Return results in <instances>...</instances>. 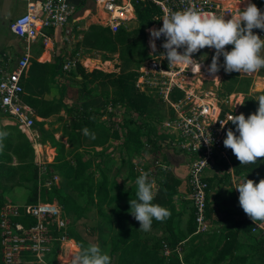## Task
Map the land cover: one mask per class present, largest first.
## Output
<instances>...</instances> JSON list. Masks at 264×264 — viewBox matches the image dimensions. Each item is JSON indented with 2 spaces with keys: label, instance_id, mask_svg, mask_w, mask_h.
<instances>
[{
  "label": "built area",
  "instance_id": "obj_1",
  "mask_svg": "<svg viewBox=\"0 0 264 264\" xmlns=\"http://www.w3.org/2000/svg\"><path fill=\"white\" fill-rule=\"evenodd\" d=\"M17 2L25 5V11L10 22L9 29L24 42V49L12 69L0 77V112L21 131H32L37 121L32 109L22 100L24 95L22 81L26 78L33 60L32 45L39 40L42 46V54L37 61L42 60L44 55L53 50L52 40L45 31L64 30L67 46L78 47L76 43L82 39L81 32L89 21L115 33L121 27L126 28L135 21V4L139 2L155 4L159 9V15L154 17L153 24L145 31L147 58L138 70L134 88L138 93L151 97L156 103L164 104L170 111L171 118L168 125H164L166 138L163 140L150 138V141L144 142L139 157L143 165L149 154L161 143L173 153L185 157L189 188L187 196L193 209L195 234L209 233L211 226L206 216V207L211 188L206 172L209 168L218 167L220 161L228 162L231 149L223 145L231 124L228 117L238 113L243 95L232 93L224 97L218 96L217 90L221 87L222 74L219 71L214 75L210 74V66L200 55L201 51H205L213 57L215 49L205 47L193 55V59L201 65L200 71L186 65L168 64L167 59L162 57L165 54L162 47L165 38L161 36L155 39L151 37L150 31L162 27V20L168 10L179 11L195 7L197 10L213 12L230 19L236 14L237 7L243 10L251 0H243L239 5L238 0H90L92 8L85 4L81 5L80 0H17ZM76 31H81V35L74 39L73 34ZM253 32L264 39V31L254 29ZM153 42L155 51L151 47ZM73 50L70 56H67L65 47L61 53L60 73L64 78L76 72L78 66L85 70H96L98 63L79 58L81 52L77 51V48ZM225 50L231 51L230 46H226ZM220 60L223 61V56L219 58ZM215 77H218L219 81L215 80ZM107 111L113 115L114 120L123 109L119 104L109 103ZM127 118L136 122L141 120L139 124L144 125L146 117L129 115ZM207 132L211 134V143L204 142L208 140ZM236 135H239L238 132ZM38 145L40 155L47 157L34 163L38 169V187L39 189L57 187L59 176L48 166L47 161L52 148ZM44 147L47 154L42 152ZM133 164L134 171L138 173L143 171L142 165L136 162ZM160 168V160H155L152 168L150 167L152 173H158ZM235 180L234 183L237 185ZM70 225L69 217L59 204L55 201L43 202L39 195L37 203L33 205L5 202L0 209L1 263L26 264L30 260L46 264L49 256L52 257L63 249L69 253L63 260L67 262L72 259V253L76 252V244L69 235ZM256 228L263 229L261 225L255 223L252 232ZM164 255H169L166 246Z\"/></svg>",
  "mask_w": 264,
  "mask_h": 264
},
{
  "label": "trees",
  "instance_id": "obj_2",
  "mask_svg": "<svg viewBox=\"0 0 264 264\" xmlns=\"http://www.w3.org/2000/svg\"><path fill=\"white\" fill-rule=\"evenodd\" d=\"M251 3L255 4L260 10H264V0H251ZM134 9L136 16L135 21L130 23L126 28L121 27L117 32L112 33L108 28L100 25H90L83 33V37L77 45L78 47L85 49L101 52L106 51L110 54L117 55L118 58L120 57V59L125 63V52H123V50L129 49L130 51L128 55L132 57L133 54L136 53L138 46L142 44L144 50L141 52V58L138 61L130 59V63H132L134 70L131 73H125L122 70L123 68H121L118 73L119 75L117 76L114 72L104 73L103 75L106 80L102 81L100 86L103 89L105 86H111V92L113 94H111V101L113 102L109 103L127 105L130 110H134L140 114H149L150 107L156 102L151 97L138 93L134 88V84L136 78L138 77V70L141 69L144 60L147 58V47L144 45L146 44L145 31L153 24L154 17L159 15V9L151 2H139L138 4H135ZM139 36H143L145 39L138 42ZM229 46L232 48L231 45ZM104 61L108 60L104 59ZM117 65H119V63ZM44 66V64H39L35 60L32 61L28 71V78L30 77V79L26 77L22 81L24 90L22 100L32 109L35 117L47 120L56 116L64 109V106L60 102L57 103L56 101L45 100L42 97L45 93H47L50 85L53 83L52 81L54 75L53 72L51 75L46 74ZM76 73H81L84 77H94L97 79L100 75H102L101 71L93 70L91 72H87L80 66H78ZM250 81V79L239 78V74L237 73H231L230 76L223 78L221 87L217 90L219 97H224L225 95H230L232 93L242 94L243 102L238 113L235 115L242 113L245 118H247L250 114H254L258 109L257 101H255L253 95L249 93ZM130 91H132V95L129 94ZM105 98L106 97H104V101H108V98H106V100ZM98 114L99 113L88 112L76 113L71 116L70 125L64 127L60 136V138L63 136L66 138L70 148V154H73L82 147L102 146L108 138L118 137L115 133H111L106 128L104 123L97 118ZM36 122L32 128L34 131H36ZM84 128H87L90 133H94L95 138L84 135L82 131ZM235 128L236 126L231 123L229 130L235 132ZM6 129L8 130L7 135L0 140V209L5 203L2 199L4 192L13 187L24 185V183H31V194L24 205L36 204L39 195L41 201H55L62 207L66 216L70 217V215H74L77 218L79 213L78 211L81 209L79 210L78 205L72 197L66 195L60 188L55 186H52L50 189H39L37 183L38 169L34 164V149L25 134L22 133L16 126L8 127ZM11 132H17V136L15 138L12 137ZM235 134H237V132ZM135 140L133 142L125 143L126 147L132 150L139 149L141 146H138V140H136V143ZM45 142L46 141L39 139V143L41 145H44ZM49 144L57 151L56 161L62 160L66 152L64 144H62L59 140L56 141L53 137L50 138ZM219 163L223 175L217 183L224 181L226 184L229 183L231 185L230 175L225 173V170L229 166L232 168V175L237 181V186L240 183L241 178L244 177H246V179L253 180L256 183H258L261 179H264V158H258L256 163L241 165L230 150L228 162L220 161ZM89 178L90 177L86 180L88 181ZM208 182L211 187L210 181ZM105 184L106 181L104 177H102V181L99 183V188L103 189ZM159 187L161 188V194L158 197L165 201V195H172L175 185L169 183V175L165 174L159 182ZM103 193H99L102 195L100 196L98 203L94 202L93 206L99 217L109 221V216L104 214L101 210V204L108 200V194L105 192ZM231 193H233V190ZM133 194V199H136V192ZM157 204L161 206H168L169 201L167 200L163 203ZM210 210V206L207 204V218L210 214ZM190 212L191 214L186 226L187 235L194 234L196 230L192 208L190 209ZM128 213L130 214V205L129 202H126L125 206L121 207L118 212V216L122 220V224L120 226L121 234L116 238V248L124 247L125 250L122 262L126 264H165V260H168L167 264H180L174 249L185 239V234H183L180 230L178 224L172 226L174 217L173 210L170 212V217L163 222L153 220L151 228H153L154 232L157 230V233L160 235L156 243L157 252H151V237L148 232L139 231V222L132 215L124 217ZM30 223H32L31 220ZM255 223H259L260 225H263L262 227H264V221H252L251 219L245 217L235 221L233 223L235 231H226L225 241L222 246L213 247V251H216V253H204L203 257L199 261H194L193 264H203V258H206L208 261L210 255L215 256L212 264L245 263L249 260V258L236 254L234 242L236 241V237L239 233L249 235L254 228ZM210 234L212 233L209 232L207 235ZM258 234L263 238L255 239L256 248L254 247L253 256H260L264 259V228L260 229ZM69 235L80 248L88 247L87 242L80 235H78L72 227H69ZM196 237L202 238L201 235ZM164 246L170 250L168 257L163 255ZM143 249H145V251H143ZM238 261H240V263Z\"/></svg>",
  "mask_w": 264,
  "mask_h": 264
},
{
  "label": "rangeland",
  "instance_id": "obj_3",
  "mask_svg": "<svg viewBox=\"0 0 264 264\" xmlns=\"http://www.w3.org/2000/svg\"><path fill=\"white\" fill-rule=\"evenodd\" d=\"M21 5L18 6V8ZM17 8V9H18ZM12 9V17L17 16L18 11H21L20 9ZM5 10L0 9V43H8L10 41V38L8 36V33L6 31V20H5ZM20 14V13H19ZM18 14V15H19ZM11 17H9V20ZM145 37L139 36L138 42H141L144 40ZM67 42L65 43V49L67 50V56H70L73 54L75 49V46H67ZM146 45V44H144ZM144 50V47L142 44H140L136 50V53L133 54L132 57L128 55L129 49H124L123 52H125V63L118 58L117 55L110 54L106 51H96V50H85V48L82 50V54L79 56L81 59H93L96 61H100L103 65L105 63H109V65L102 66V75H100L97 78L94 77H84L81 73L76 74H70L66 82L64 83H58L55 84L54 81H52L54 84V90L50 93L49 96L46 95V93L42 96L43 98L47 97V99L51 101H56L57 103H62L63 101H66L67 106H64V109L61 110L56 116L51 117L47 120H42L39 118L36 122V132L38 133L39 139L42 141L50 142V138L53 137L56 141V136L60 132V130L63 131L64 127L66 125H70V119L71 116L76 113H88V112H94L99 113L101 110V107L103 108L106 104L111 101V86H105L104 89L100 86V83L106 78H104V73H116L115 75H119L120 69L123 68V72L125 73H131L133 69L132 63H130V59L134 61H138L142 56V51ZM264 55V52L261 53ZM3 52H0V58L5 59L1 60L0 64V77L7 74L19 58V53L10 54L6 58L3 56ZM200 55L202 58L206 61V63L210 66L212 61V56L205 51H201ZM104 59H107L108 61H104ZM119 63V65H117ZM117 65V66H116ZM224 62L222 60L218 61L219 66V72L222 74V79L224 77L230 76L231 73H237L239 74V78H246L250 79V85H249V93L253 95V98L258 103V97L261 95H264V68H261L258 72L254 73H245V72H225L224 71ZM119 68V69H118ZM51 70H54L53 68L47 69L46 74L52 73ZM116 70V72H115ZM122 75V74H121ZM50 89V87H49ZM48 89L47 93L50 92ZM133 91V88H132ZM132 91L129 92L130 95H132ZM113 95V94H112ZM96 97H100V102H94V99ZM104 97L108 98V101H104ZM105 98V100H106ZM105 104V105H104ZM119 104V103H116ZM122 111H119L120 114L116 116L114 120H111L110 129L111 133H115L117 136L124 139L126 143L133 142L135 139L138 140V146L141 147L137 150L129 149L130 151H137L135 155L139 156V151H141L144 142L150 141V138H162L165 137L164 133L166 131L164 125H168L169 116H171L170 111L165 107L164 104L161 103H154L150 107L149 114H140L139 112H136L134 110H130L127 105L119 104ZM63 112V115L61 113ZM129 115H146L145 117V124H139L141 121H135L130 120L127 117ZM0 116H3L0 112ZM8 121V120H7ZM10 122V121H8ZM104 123L103 121H101ZM110 131V130H109ZM30 134H35L33 132H30ZM36 135V134H35ZM118 138V137H117ZM135 140V143H136ZM168 151L170 150L166 146H163ZM127 148V147H126ZM128 149V148H127ZM171 151V150H170ZM124 154H118L115 153V161L114 164H111L112 166V175L108 173L106 174V171L108 170L107 167L102 168L100 171L101 177H104L106 184L103 189L99 188V183L102 181L100 178V175L96 174L94 171V168L92 166L91 162L87 163H79L76 167H70L67 165H64L62 163L56 164L55 168L58 174L60 175V189L68 196L72 197L76 204L79 207L78 211V217L76 218L74 215H70L69 221L71 223L72 229L77 232L78 235H80L89 245L91 244H98L101 248L102 252H106L111 257V264H126L123 261V255H124V247L116 248V238L121 234L120 226L122 224V220L118 216L119 209L123 206H125L126 203V197L129 192V189L125 184H122L123 177H119L118 179V172L120 171V164L119 160H122V163L124 162V157L126 155ZM154 158V157H153ZM151 158L148 156V160ZM160 159V157H159ZM87 160H91L90 157L87 158ZM59 162V161H58ZM104 165V164H103ZM226 173V172H225ZM223 175V174H222ZM88 177V181L86 180ZM229 184H226L225 186L228 187ZM31 183H24V185L17 186L15 189H8L6 192L3 193L5 195L8 193V196H10L8 199L11 200L13 203L15 202L17 205H19L21 201L24 200L25 204L28 200V197L31 194ZM12 190V191H11ZM10 191V192H9ZM232 192V190H229ZM105 192L108 194V197L110 195L111 199L107 200L106 202H103L101 205V210L104 214L108 215L110 220L106 221L99 217L96 213V210L93 206L94 202L98 203V200L102 194ZM104 194V193H103ZM234 194L232 193V196ZM26 198V199H25ZM79 203V204H78ZM239 205V204H238ZM127 215H130L129 213L126 214L124 217H128ZM263 226V225H261ZM264 228V227H263ZM258 229L254 232H250L249 235H244L245 237H248V241L253 243V248L249 250L251 253L254 252V249L256 248V238H263L261 235L258 234ZM149 236L151 237V243H152V251H158L157 250V240L159 238V234L157 233V230L154 232L153 228H151L150 231H148ZM216 234H210L206 237L212 238ZM220 235V234H219ZM219 241V240H218ZM218 246V245H217ZM255 247V248H254ZM216 249V248H215ZM208 250V251H207ZM145 251V249H143ZM175 254L178 256V259L180 261V264H193L194 261H199L204 253H212L215 254L216 251H213L212 248H208L206 250H192L188 254H184L181 256V252L178 247H175L174 249ZM207 251V252H206ZM247 252V253H249ZM240 253V251H239ZM246 257L250 258L251 260V254H247ZM170 254V250H169ZM238 254V253H237ZM164 255V253H163ZM165 257H168V255H164ZM247 258V259H248ZM203 264H206L208 261L206 258H203ZM248 260L245 263L242 264H251V261ZM264 260V259H263ZM240 263V261H238ZM165 264L168 263V260H165ZM52 264V263H51ZM264 264V261H263Z\"/></svg>",
  "mask_w": 264,
  "mask_h": 264
},
{
  "label": "clouds",
  "instance_id": "obj_4",
  "mask_svg": "<svg viewBox=\"0 0 264 264\" xmlns=\"http://www.w3.org/2000/svg\"><path fill=\"white\" fill-rule=\"evenodd\" d=\"M242 2L238 0L237 5ZM254 29L264 31V12L255 4L247 3L243 10L237 7L236 14L230 19L195 7L168 10L162 20V27L151 30L150 35L155 39L161 36L165 38L162 44L165 54L162 57L167 59L168 64L186 65L200 71L201 65L193 59V55L208 47L215 49L209 67L210 74L219 71L218 61L221 56L225 72L254 73L264 68V55L261 54L264 52V39L255 34ZM228 45L232 46L231 51L225 50ZM151 47L155 51L154 42ZM214 79L219 81L218 77ZM228 119L236 128L235 132H226L224 147L231 149L241 165L256 163L258 158H264V95L258 97V109L254 114L247 118L242 113L231 114ZM82 131L84 135L95 138V134L87 128ZM6 135L0 132V140ZM207 136L208 140L204 142L211 143V134L207 132ZM135 184L137 198L129 200L130 215L139 222V231L148 232L153 220L163 222L171 213L167 208L153 203L159 189L155 180L149 179L147 172L141 171ZM236 190L243 212L252 221H264V179L256 183L246 177L241 178ZM72 264H111V257L102 252L98 244H91L87 248L78 246Z\"/></svg>",
  "mask_w": 264,
  "mask_h": 264
},
{
  "label": "crops",
  "instance_id": "obj_5",
  "mask_svg": "<svg viewBox=\"0 0 264 264\" xmlns=\"http://www.w3.org/2000/svg\"><path fill=\"white\" fill-rule=\"evenodd\" d=\"M81 1V5H86L88 8H92V5L90 3V0H80ZM21 5L19 8L18 6ZM4 9L5 10V20H6V31L8 33V36L10 38V41L8 43H0V52H3V57L6 58L7 56H9L10 54H14V53H19L20 56L23 53V49H24V42L19 39L17 36H15L9 29V25L10 22L15 19L16 17L20 16L22 13H24L25 11V5L20 4L19 2H17V0H0V9ZM20 9L21 11L17 13V16H11L12 15V9ZM17 9V10H18ZM20 13V14H19ZM19 14V15H18ZM9 17H11V19L9 20ZM89 24L85 27V29L81 32V34H83L87 28L90 25H96L93 21H89ZM80 32H74V39L77 35H81ZM45 34H47L53 43V50L48 53L47 55L43 56L42 60L37 61V58L40 57V55L42 54V46L40 44V41L38 40L37 42H35L32 47H31V53H32V57L33 60L32 61H36L39 64H44V70L47 71V69L53 68L54 70H51L53 72V81L55 84L58 83H64L66 82V78H64L63 75H61L60 71H61V60H62V52L64 50L65 47V43L67 42L66 40V33L64 32V30H50V31H45ZM73 39V40H74ZM81 41V40H80ZM79 41V42H80ZM78 42V43H79ZM76 43V44H78ZM146 43V41H145ZM147 47V46H146ZM77 48V51H81L84 49L82 47H75V50ZM88 50V49H85ZM82 54V53H81ZM19 56V57H20ZM1 60H5L0 58V62ZM85 60V59H83ZM86 60H90V59H86ZM93 60V59H91ZM96 63H98V66H96V70L104 72L102 70V66L104 65H109V63H105L104 65L100 62V61H96L93 60ZM32 63V62H31ZM86 63V62H85ZM1 64V63H0ZM82 67V66H80ZM90 67V66H89ZM83 68V67H82ZM30 69V68H29ZM85 70V69H84ZM29 71V70H28ZM77 71V70H76ZM85 71L87 72H91L92 70L86 69ZM76 72L72 73L75 74ZM109 73V72H108ZM28 78V73L27 76ZM30 79V77L28 78ZM54 84L50 85V89L48 93H46L47 96L50 95V93L54 90ZM45 100H49L47 99V97L44 98ZM99 100L100 97H96L94 99V102H100ZM62 104L63 106H67L66 101L62 100ZM109 104V103H108ZM108 104H104L105 106L99 111V114L97 116V118L100 121L104 122V125L106 126V128L108 130H110L111 132V120H113V115L109 114V112L107 111V106ZM61 115H63V112L61 113ZM37 118V117H36ZM169 118H171V116H169ZM7 117L0 116V132H4L7 133L8 130L6 128L8 127H12L15 126L13 125V123L10 121ZM37 120H39V118H37ZM67 126V125H66ZM21 131V130H20ZM22 133L25 134V136L27 137L28 141L32 144V147L34 149V163L36 161L40 160H45L47 157L45 155H40L39 150L40 147H38L40 144L39 143V136L38 133L34 130L32 131H21ZM30 132H33L35 134H30ZM62 133V130H60V132L58 133V135L56 136V139L61 141L62 144H64L65 146V156L62 160L56 161V157H57V151L56 149L51 146L49 144V142H45L44 145H47L48 147L52 148L51 151V155L48 156V166L59 176L58 172L56 171L55 165L56 164H60V163H64L67 166L70 167H76L77 165H79V163H87V162H91L92 166L94 168V172L98 175H100V171L102 170V168L107 167V171L106 174L108 173L112 175V166L111 164H114V161L116 160L114 157L115 153L118 154H124L126 155V157H124V162L122 163V160H119V164L120 166V171L118 172V179L119 177H123V181L122 184H125V186H127V188L129 189V192L127 194L126 197V202H129V200H132L134 197V192L137 193V185L135 184V180L136 178L140 175V173L134 171V164L133 162L138 163V165H142V160L139 156L135 155V153L137 151H130L129 149L126 148V142L124 141V139H122L121 137L118 136V138H108V140L102 145V146H98V147H82L81 149H78L76 152H74L73 154H70V148L69 145L67 143L66 138L63 136L60 138ZM11 136L12 137H16L17 136V132H11ZM153 138V137H151ZM166 137H162V138H156L159 140H163ZM38 142V144H37ZM164 144H159V147L156 148L153 152H151L149 154V157L151 158L150 160L146 161L143 163L142 168L144 172H147L149 174V179H154L156 182V185L158 186V191L156 193L155 199L153 201V203H163L165 201H169V205L168 206H163L167 209H169V211L171 212L173 210L174 212V217H173V222H172V226L178 224L180 230L183 232V234H185V239L179 243V245H177V247L179 248L180 252H181V256L184 254H188L190 251L192 250H206L208 248H212L215 246H222L223 242L225 241V233L226 231H235V228L233 226V223L237 220H239L240 218H248L250 219L242 210V208L240 207L239 204V193L236 190L237 185L236 183H234L235 177L232 175V168L231 166H229L225 172L227 174L230 175V182L231 185L229 183L228 187H226V183L223 182H218V180L221 179L222 177V170L220 167V163H218V167H213V168H209L206 172V178L208 181H210L211 183V190L209 192L208 195V204L210 206V214L208 216V220L210 223V233L212 234H216L214 237L209 238L206 237L204 234L201 235L202 238L196 237L198 235L191 234V235H187L186 232V226H187V222L189 219V216L191 214L190 209H191V204L188 200V184H187V174H188V169L186 166V159L185 157L179 155V154H175L172 151H168V149H166ZM46 147V146H45ZM45 147L43 149V154H47V152L45 151ZM140 154V151H139ZM123 155V156H124ZM91 160H87V158H89ZM154 157V158H153ZM160 157V159H159ZM148 159V157H147ZM155 160H160L161 162V168L159 170L158 173H152L150 167L152 168L154 161ZM104 164V165H103ZM169 175V183L172 185H175L174 189H173V194L166 196L165 195V201L161 200V198H159L158 196H160V190L161 188L159 187V182L161 181L163 175ZM100 178L102 180V177L100 175ZM120 180V179H119ZM236 181V180H235ZM57 188H60V177H59V182L56 184ZM12 190L15 189V187L11 188ZM11 190V191H12ZM229 190H233L234 195L232 196V193ZM10 192V191H9ZM10 196H8V193H6L5 195H2V199L3 202H12L11 200H9ZM26 199V198H25ZM111 197L109 195L108 200H110ZM15 203V202H14ZM19 205H24L22 203H24V200L19 202ZM79 204V203H78ZM102 205V204H101ZM213 207V210H212ZM259 224V223H257ZM260 225V224H259ZM208 234V233H207ZM220 234V235H219ZM248 237H245L243 234L239 233L236 237V241L234 242V249H236V254L238 253L240 256H246V253L249 252V250H251L253 248V243L248 241ZM219 240V241H218ZM73 242L76 244V242L73 240ZM76 246V252L72 253V259L73 257L76 255L77 251H78V246L77 244ZM240 251V253H239ZM68 252L66 249H63L62 251H60V253H56L51 257L49 256L47 259V263L46 264H72V259H69L67 262H63V260L65 258H67L68 256ZM247 254H251V260L249 258V260L251 261V264H263V258H261L260 256H253V253H251V251ZM215 256L214 255H210L208 258V262L206 264H212V261L214 260ZM0 264L1 263V259H0ZM26 264H38L35 262H31L30 260H28V262Z\"/></svg>",
  "mask_w": 264,
  "mask_h": 264
}]
</instances>
